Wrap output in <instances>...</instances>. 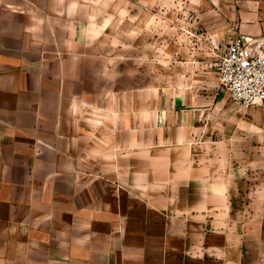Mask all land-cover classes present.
Listing matches in <instances>:
<instances>
[{"label":"crops","instance_id":"crops-1","mask_svg":"<svg viewBox=\"0 0 264 264\" xmlns=\"http://www.w3.org/2000/svg\"><path fill=\"white\" fill-rule=\"evenodd\" d=\"M71 15L65 0H0V264H248L241 229L223 222L236 171L217 162L193 179L173 162L185 147L147 154L145 119L136 132L129 119H93L91 65ZM260 16L241 13L236 35L264 34ZM225 36L205 41V119L188 105L186 119H169L171 139L224 132L209 113L229 98L216 69L235 37ZM193 188L201 195L182 194Z\"/></svg>","mask_w":264,"mask_h":264},{"label":"rangeland","instance_id":"rangeland-1","mask_svg":"<svg viewBox=\"0 0 264 264\" xmlns=\"http://www.w3.org/2000/svg\"><path fill=\"white\" fill-rule=\"evenodd\" d=\"M65 3L76 21L82 54L91 65V91L87 96L94 108L90 112L93 119H129L130 132L137 131L138 119H145L147 154L170 146L185 147L189 156H179L173 162L193 167V179L205 180V167L217 162L226 164L229 174L236 171L235 188L228 194L234 201L223 206V222L241 229L244 261L264 264V111L259 109L260 125L255 129L249 124L256 119L251 108L234 105L226 97L224 108L214 105L209 113L211 119H225L226 128L209 139H205L204 127L196 139L181 140L178 133L175 141L171 134L176 130L169 125V119L187 118L188 105H195L198 119H205V97L210 100L214 94L205 75V41L223 28V42L234 37L241 13L261 14L258 20L264 26V0ZM72 3L75 9L69 7ZM182 113L186 114L184 118ZM218 149L226 155L218 157ZM199 188L198 193L193 188L194 193L190 189L182 194L201 195Z\"/></svg>","mask_w":264,"mask_h":264},{"label":"built area","instance_id":"built-area-1","mask_svg":"<svg viewBox=\"0 0 264 264\" xmlns=\"http://www.w3.org/2000/svg\"><path fill=\"white\" fill-rule=\"evenodd\" d=\"M218 82L231 101L244 109L264 111V34H238L216 59Z\"/></svg>","mask_w":264,"mask_h":264}]
</instances>
